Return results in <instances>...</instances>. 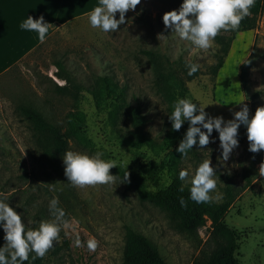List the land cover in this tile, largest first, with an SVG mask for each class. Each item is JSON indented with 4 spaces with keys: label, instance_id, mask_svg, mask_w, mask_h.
<instances>
[{
    "label": "rangeland",
    "instance_id": "rangeland-1",
    "mask_svg": "<svg viewBox=\"0 0 264 264\" xmlns=\"http://www.w3.org/2000/svg\"><path fill=\"white\" fill-rule=\"evenodd\" d=\"M182 3L183 0H141L135 11L126 14V23L115 33L93 28L88 19L90 13L77 17L0 74V200L22 215L26 228L35 229L40 222L53 219L49 201L58 198V206L64 209L70 223L69 228H62L59 240L42 258L43 264H124L127 227L147 236L169 264H192L202 251L212 248L208 238L210 219L196 232H187L148 199L149 194L170 181L164 160L167 150L159 146L172 128L169 115L173 110L157 87L153 62L142 51L154 50L175 63L198 64L200 74L187 82L185 99L204 106L210 116L233 119V112L241 110L243 102L248 105L251 118L258 107L264 106V0L254 29L221 31L223 44L215 38V51L210 49L207 53L164 26V13L179 9ZM224 43L228 44L227 56L222 68L213 73L218 49ZM250 54L244 92L239 65ZM57 61L64 64L68 75L85 84L103 73L126 84L128 100L141 108L142 129L154 139L155 148L134 146L133 128L127 117L110 120L107 106L96 105L87 91L80 93L77 104L69 96L57 94L54 83L66 82L58 74L61 72ZM255 91H259L256 96ZM18 104L30 105L56 123H63L69 111L83 113V136L69 139L70 150L89 156L102 152L105 161L115 160L117 167L110 170L117 176L115 183L74 187L64 174L63 157L52 161L41 156L29 123L16 110ZM188 125L186 121L179 130L173 148L183 139ZM238 139L239 147L225 162L221 158L219 133L213 132L210 140L214 142L205 148L197 144L187 157L181 155L179 169L188 170L189 178L182 182L191 188L190 180L200 163L206 159L212 162L217 180L216 190L210 193L213 200L222 201L226 187H231L235 196L223 222L236 234L237 259L241 264H264V177L258 174L264 150L256 154L248 151L244 126L239 129ZM143 159L159 163L156 183L143 171ZM126 172L130 174L129 182L124 181ZM244 172L250 175L251 182L242 189ZM1 235H5L3 230ZM77 235L83 247L74 246ZM92 238L98 241L94 253L87 250V240Z\"/></svg>",
    "mask_w": 264,
    "mask_h": 264
},
{
    "label": "clouds",
    "instance_id": "clouds-1",
    "mask_svg": "<svg viewBox=\"0 0 264 264\" xmlns=\"http://www.w3.org/2000/svg\"><path fill=\"white\" fill-rule=\"evenodd\" d=\"M255 3L256 0H183L179 9L164 13L163 24L180 39L190 41L195 48L205 53L210 49L214 52L215 38L221 31L238 30L242 20L251 15L250 10ZM140 4L141 0H99V6L88 16L90 25L105 33H115L126 23V14L135 11ZM117 13L119 19L116 18ZM20 27L37 32L40 42H44L52 24L46 22L41 15L39 19L28 17ZM186 66L189 69V76L199 70V65L195 63ZM240 104L243 106L241 110L233 112L234 118L225 121L222 116H210L202 105L188 99H178L169 115L172 130L179 131L186 121L189 122V127L176 151L182 154V157H187L189 151L197 144L199 148H205L210 142H214L210 137L215 130L219 133L221 158L226 162L233 150L239 147L241 125L247 129L248 151L256 154L264 150V106L258 107L254 116L250 118L248 105L243 102ZM102 156V152L89 156L71 150L66 151L63 155V164L68 182L78 188L115 183L117 176L110 174V170L117 167V162L105 161ZM258 174L264 177V161L259 165ZM215 175L216 168L212 166L210 160L206 159L200 163L190 180L191 200L196 203L212 202L213 197L210 193L217 188ZM129 176L130 174L126 172L124 181L129 182ZM188 178V170L182 169L179 172V179L187 181ZM180 203L183 207L187 206L183 198ZM58 205V198L51 199L49 211L53 219L42 221L38 228L32 229L26 228L20 213L0 200V226L3 227L5 233L3 239L6 241L0 248V264H25L30 253H35L33 259L45 257L54 246V242L59 240L62 228L70 227L69 221L65 219L64 209ZM74 246L78 248L84 246L78 235L74 240ZM97 247L96 239L87 240V250L90 253H94Z\"/></svg>",
    "mask_w": 264,
    "mask_h": 264
},
{
    "label": "trees",
    "instance_id": "trees-1",
    "mask_svg": "<svg viewBox=\"0 0 264 264\" xmlns=\"http://www.w3.org/2000/svg\"><path fill=\"white\" fill-rule=\"evenodd\" d=\"M261 3L262 0H256L255 6L250 10L251 15L242 20L235 33L255 28V18ZM216 38L223 44L221 36L218 35ZM218 51L220 53L217 63L212 67L213 73H217L222 68L224 58L228 53V44L224 43V46ZM142 52L153 62L157 73L155 78L157 87L168 99L170 109L174 110V103L178 99H185L188 94L187 82L198 76L200 69L194 75L189 76V69L186 65L192 62L181 61L175 63L168 56L150 49H144ZM56 64L61 72L58 73L59 76L66 80L62 85L54 83V91L57 94L69 96L77 104L80 100V93L87 91L96 105L103 103L107 106L110 120L115 121L122 116L127 117L133 128L134 139L131 143L134 146L155 148L154 139L148 137L142 129L144 117L141 114V108L139 105H132L128 100L126 84L119 83L110 73L100 74L92 82L85 84L68 75L61 61H57ZM250 66L251 54L239 65V81L244 92L247 91L248 69ZM258 93L259 91H255L254 96ZM16 110L29 123L38 151L42 157L48 160L54 161L62 158L64 153L70 150L69 139L83 136L82 125L85 118L83 113L79 111L67 112L62 120L63 123H56L47 119L39 110L30 105L18 104ZM176 136H179V131H173L171 128L169 135L164 138L162 145L159 146L162 150H167L164 160H166L170 171V181L155 193L149 194L148 199L177 220L180 229L187 232H196L199 227L206 223L207 219H210L211 225L208 238L213 246L208 251H202L201 255L192 264H241L236 256L238 250L236 234L223 222V217L235 198L231 187L225 188L222 201L212 200L211 203H196L191 200L190 188L183 185V182L179 179V163L182 154L176 151L179 144L173 148L176 143ZM140 164L149 179L156 183L158 181L156 169L159 163L154 160L143 159ZM243 179L245 182L241 187L242 189L249 187L251 182L250 175L245 172L243 173ZM181 188H183V191H181ZM181 198L186 201V207L181 206ZM2 230L3 227L0 226V248L4 246L1 235ZM124 237L122 254L124 264H169L158 247L144 234L127 227ZM34 256L35 253H30L29 260L25 264H43L42 258L33 259Z\"/></svg>",
    "mask_w": 264,
    "mask_h": 264
},
{
    "label": "crops",
    "instance_id": "crops-1",
    "mask_svg": "<svg viewBox=\"0 0 264 264\" xmlns=\"http://www.w3.org/2000/svg\"><path fill=\"white\" fill-rule=\"evenodd\" d=\"M97 6L99 0H0V74L42 43L37 32L20 27L28 17L39 19L43 15L52 24L47 39L64 23L91 13Z\"/></svg>",
    "mask_w": 264,
    "mask_h": 264
}]
</instances>
